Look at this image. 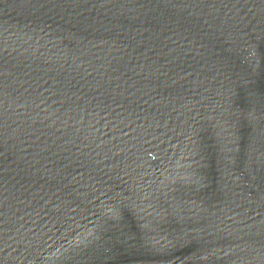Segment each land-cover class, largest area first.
<instances>
[{
    "label": "water",
    "instance_id": "95a60500",
    "mask_svg": "<svg viewBox=\"0 0 264 264\" xmlns=\"http://www.w3.org/2000/svg\"><path fill=\"white\" fill-rule=\"evenodd\" d=\"M0 264H264V0H0Z\"/></svg>",
    "mask_w": 264,
    "mask_h": 264
}]
</instances>
